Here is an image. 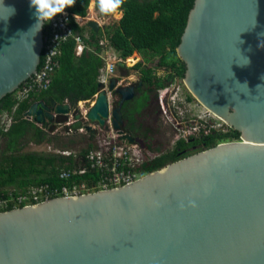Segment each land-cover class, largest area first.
I'll use <instances>...</instances> for the list:
<instances>
[{
    "label": "water",
    "instance_id": "95a60500",
    "mask_svg": "<svg viewBox=\"0 0 264 264\" xmlns=\"http://www.w3.org/2000/svg\"><path fill=\"white\" fill-rule=\"evenodd\" d=\"M36 23L30 0H0V102L40 69L45 26ZM177 53L192 97L242 140L130 185L0 213V264H264V0H195ZM142 85L114 78L86 109L38 101L27 117L67 134L111 121L145 148L123 115Z\"/></svg>",
    "mask_w": 264,
    "mask_h": 264
},
{
    "label": "trees",
    "instance_id": "16d2710c",
    "mask_svg": "<svg viewBox=\"0 0 264 264\" xmlns=\"http://www.w3.org/2000/svg\"><path fill=\"white\" fill-rule=\"evenodd\" d=\"M91 3L92 0H76L75 6L68 11L76 35L84 38L87 29L90 30L91 41L87 42L95 51L86 50L78 56L76 41H69L63 46L61 69L55 74L48 91L32 95L19 105L15 98L16 93L8 95L0 102V114L7 112L14 117V122L7 132L0 127V196L6 194V190L10 188L24 190L43 184L63 187L74 182L92 183L96 180L97 174L93 172L76 176L71 181L59 177L63 169L70 170L81 164L85 165L86 155L94 149L92 143L87 149L79 151L78 159L74 155L67 157L56 153L25 152V149L31 143L53 145L57 141L56 135L50 131L49 124L39 126L35 121L28 119L27 113L35 102L43 100L50 105L51 101L55 100L59 104L68 103L75 109L80 102L92 100L99 93L100 70L104 65L99 56L102 39H108L111 46L125 60L135 53L144 57V61L134 67L141 74L143 87L138 90L141 95L125 103L123 107L124 120L132 132L141 130L142 124L136 128L139 122L137 116L140 118L144 116V111L151 105L152 94L166 88L177 78L182 80L185 78L186 67L179 58L177 48L195 0H125L121 9L122 19L109 25L104 31L100 30L99 33H95L89 26L88 28L82 26L74 17L87 18ZM154 59H158L157 68L170 70L166 77H158L155 69L147 66ZM188 100L192 101V98L189 97ZM87 134L91 141L94 140L96 133L90 131ZM229 138L240 139L241 134L233 130L229 135L216 134L192 137L188 141L180 140L171 152L146 163L141 171L145 174L155 172L194 154L191 149L195 146L206 150ZM72 144L75 142L70 139L67 143L62 142L59 145L60 150L71 151ZM148 148H151L150 145Z\"/></svg>",
    "mask_w": 264,
    "mask_h": 264
},
{
    "label": "built area",
    "instance_id": "2783aa9c",
    "mask_svg": "<svg viewBox=\"0 0 264 264\" xmlns=\"http://www.w3.org/2000/svg\"><path fill=\"white\" fill-rule=\"evenodd\" d=\"M97 12L102 15L99 11ZM74 17L77 21L79 20V17ZM45 27L46 31L44 35L42 64L38 73L31 77L16 92L15 98L18 105L19 103L30 99L32 95L40 94L51 88L55 74L61 69L63 46L69 41H76L77 55H82L86 50L95 51L94 48L87 42L91 41L90 35L86 34L83 38L75 34L71 25V14L68 9L65 14L57 16L51 24H47ZM100 47L102 50L99 53V56L102 58L104 65L100 70L99 83L104 86V89L109 90L111 80L114 78L119 80L116 75L117 66H121L122 64L125 66L127 64V59H123L106 38L100 41ZM169 90L170 89H168L167 86L160 91L159 101L163 110L166 111L170 109L171 111V109H180V105L184 103L177 101L176 97H168ZM97 95L91 102L92 105L94 104ZM109 102H112L111 96L109 98ZM17 107H15L14 111H16ZM191 121L194 122V125H191L188 128L180 125L181 129H179V132L182 133V135L179 141H188L192 137L200 138L216 134L229 135L233 131V129L226 122L208 110L205 114L198 112L195 115L194 120L192 119ZM13 122V114L7 112L0 114V127L5 132L11 128ZM72 123L73 120L70 119L66 125H71ZM108 124L111 126L112 122L109 121ZM113 131L115 132L114 129ZM117 136L121 141H116L117 139H115V136L114 141H112V143L110 142L108 147L93 149L88 152L85 157V165L81 164L70 170L63 169L59 174L60 179L71 181L76 176H83L93 172L97 174V178L92 183L74 182L70 186L65 185L63 187H52L49 184H43L39 186H31L24 190L10 188L6 190V194L0 196V213L26 206L37 205L59 197L72 198L98 191H108L130 185L142 179L147 174L143 173L141 168L146 163L159 157L160 154L152 156V153H149L147 156L144 154L145 148H142L139 144L134 143V145L130 143L119 134ZM241 140V138H229L225 141L219 142L218 145L223 143L239 142ZM48 147L52 153L67 157L74 155L75 158L78 159L77 154L71 151L53 150L50 145H48ZM79 160L81 161L82 159L79 158Z\"/></svg>",
    "mask_w": 264,
    "mask_h": 264
},
{
    "label": "rangeland",
    "instance_id": "374dc122",
    "mask_svg": "<svg viewBox=\"0 0 264 264\" xmlns=\"http://www.w3.org/2000/svg\"><path fill=\"white\" fill-rule=\"evenodd\" d=\"M91 8H94L93 3H91L90 13L88 17L84 20H80V24L87 28L91 21H97L102 27L106 28L109 25L118 23L123 17H106L97 14V9V13H94V11L92 12ZM87 33L91 34L89 29H87ZM132 58H135L136 62H131ZM143 61L144 57L139 53H135L132 57L126 60L127 64L124 67H120V65L117 66L116 75L118 76L121 85L126 86L131 83H138L141 81V74L139 71L135 70L134 67L138 63H141ZM157 63L158 59H154L153 61L148 63L147 66L155 69L158 77H166L169 74L170 70H167L165 68H157ZM168 89H170L168 97H176L177 101H181V103L184 104L180 105V109H171V111L170 109H168L165 111L163 110L159 101L161 90L155 91L152 94L150 107L145 111L144 116L139 119V122L143 123L141 130L145 129L144 132L146 134H151L150 136L146 137L148 138L147 140L151 142V148H148L147 146L144 151V154L147 156L149 155V153H152V156H155L159 153L163 154L171 152L175 148V145L179 141V139H181L182 133L179 132V129H181L180 125L188 128L191 125H194V122L191 120H194L195 115L198 112H201V114H205L207 112V109L192 97L189 90L185 86L184 80L178 78L175 79L172 84L168 85ZM189 97L192 98V101L190 102L188 101ZM111 100L116 101V97H111ZM83 108L86 109L85 105ZM107 126L108 129L106 127L101 128L98 125H94L93 128L96 130V136L94 140L91 141L89 134H87V131L85 130L77 132L80 133L78 135H74L72 133L69 134L72 136L67 137V133L64 130L63 125H57L55 131L53 132L54 135H56L57 141L56 143L51 145V147L53 150H60L61 147L59 145H61L62 142H69L70 139L75 142V144H72L70 146L71 152L78 155L79 151L85 148L87 149L90 143L94 145V149H98L102 147H108L109 143H112V141H114L115 136V139H117L116 141H121L117 136V131L114 132L112 129L113 125L111 124L110 126V124H108ZM51 127L52 126H50V128ZM141 137L145 139L144 136ZM156 149H160L161 151H157ZM201 151H203V149L198 148L197 151L194 152V150H192L191 152L195 154ZM25 152L52 153L49 150L48 144L36 145L34 143H31L25 149Z\"/></svg>",
    "mask_w": 264,
    "mask_h": 264
},
{
    "label": "clouds",
    "instance_id": "9594fccd",
    "mask_svg": "<svg viewBox=\"0 0 264 264\" xmlns=\"http://www.w3.org/2000/svg\"><path fill=\"white\" fill-rule=\"evenodd\" d=\"M125 0H92L93 5L98 6L99 12L106 17L120 18ZM76 0H30V6L35 9L37 23L33 28L37 32L66 10L75 6ZM14 9H12V13ZM249 63V61H248Z\"/></svg>",
    "mask_w": 264,
    "mask_h": 264
},
{
    "label": "flooded vegetation",
    "instance_id": "af4514ba",
    "mask_svg": "<svg viewBox=\"0 0 264 264\" xmlns=\"http://www.w3.org/2000/svg\"><path fill=\"white\" fill-rule=\"evenodd\" d=\"M141 82V81H140ZM140 82H138V83H131V84H134V85H138ZM143 84V83H142ZM142 87H143V85H142ZM141 88V87H140ZM139 88V89H140ZM138 89V90H139ZM136 91V97H139L141 94L139 93V91ZM135 97V98H136ZM135 98L133 99V100H135ZM133 100H131V101H133ZM130 102V101H129ZM145 112V111H144ZM143 112V113H144ZM137 119L139 120L140 119V116H137ZM125 121V120H124ZM140 124H142V126H143V123H141V122H137V125H136V128H138L139 127V125ZM145 127V126H144ZM143 127V128H144ZM125 129L127 130V132L131 135V136H133L135 139H140L141 141H143V143H144V145H145V148L147 147V146H149L150 145V141L149 140H147L148 138H146V137H148V136H150L151 134H146L144 131H145V129H142V130H135V131H131V129L130 128H128V123L125 121ZM146 135V136H145ZM141 136H144L145 137V139L144 138H142ZM199 147H197V146H195V147H193L192 149H191V151L192 150H194V152L195 151H197V149H198ZM160 155H162V153H159ZM164 154V153H163Z\"/></svg>",
    "mask_w": 264,
    "mask_h": 264
},
{
    "label": "crops",
    "instance_id": "0c3cea01",
    "mask_svg": "<svg viewBox=\"0 0 264 264\" xmlns=\"http://www.w3.org/2000/svg\"><path fill=\"white\" fill-rule=\"evenodd\" d=\"M94 13H97L96 12V8H95V5H94ZM91 11H92V8H91ZM93 12V11H92ZM89 13H90V9H89ZM98 14V13H97ZM84 19H86V18H79V20H78V22L80 23V20H84ZM100 25V24H99ZM101 26V25H100ZM106 28L105 27H102L101 26V30L102 31H104ZM87 35H90L91 36V34H88L87 33ZM78 56H81V55H78ZM120 67H124V66H120ZM95 98V97H94ZM94 98L92 99V100H89V101H86V102H80L79 104H78V106H80V105H86L87 103H91L93 100H94ZM39 101H43V100H39ZM38 102V101H37ZM92 104V103H91ZM69 135V134H68ZM51 146V145H50Z\"/></svg>",
    "mask_w": 264,
    "mask_h": 264
},
{
    "label": "bare ground",
    "instance_id": "6f19581e",
    "mask_svg": "<svg viewBox=\"0 0 264 264\" xmlns=\"http://www.w3.org/2000/svg\"><path fill=\"white\" fill-rule=\"evenodd\" d=\"M92 11H94V8L92 9ZM134 61L136 62V59L135 58L134 59L132 58L131 59V62H134Z\"/></svg>",
    "mask_w": 264,
    "mask_h": 264
}]
</instances>
